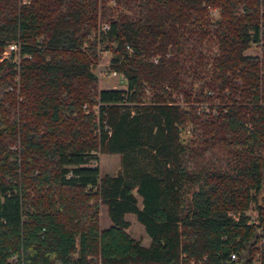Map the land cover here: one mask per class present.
<instances>
[{"label":"trees","instance_id":"obj_1","mask_svg":"<svg viewBox=\"0 0 264 264\" xmlns=\"http://www.w3.org/2000/svg\"><path fill=\"white\" fill-rule=\"evenodd\" d=\"M108 2L0 0V264H264V0Z\"/></svg>","mask_w":264,"mask_h":264},{"label":"rangeland","instance_id":"obj_2","mask_svg":"<svg viewBox=\"0 0 264 264\" xmlns=\"http://www.w3.org/2000/svg\"><path fill=\"white\" fill-rule=\"evenodd\" d=\"M111 6L115 5L114 0H109L108 2ZM214 18L217 17V13L214 12L212 15ZM7 53V52H6ZM98 59L91 66L92 71L96 74L98 78L97 89L99 88H124V84L121 83L116 75H112L110 71L113 69L110 65V58L112 52L109 48L106 47V41L102 42L100 45V50L97 51ZM246 54H259L260 47L255 44H251L248 49L245 50ZM149 95V92L146 91ZM98 166L101 173L112 174L116 172L119 168V155L118 154H100ZM264 196V182L263 187L259 193V197ZM247 213L251 217L256 216V205L251 204ZM125 218L130 222L127 232L136 239H140L141 243L147 246L150 243V237L146 234L143 225L136 219L134 213H127ZM111 224V221L107 215L106 209L104 206L101 208V226L107 227ZM11 264V263H10Z\"/></svg>","mask_w":264,"mask_h":264},{"label":"built area","instance_id":"obj_3","mask_svg":"<svg viewBox=\"0 0 264 264\" xmlns=\"http://www.w3.org/2000/svg\"><path fill=\"white\" fill-rule=\"evenodd\" d=\"M101 27H102L103 30H105V29L108 28V25H107L106 23H103V24H101ZM10 48H13V49L17 50V46H16L15 44H11V45H10ZM4 54H6V51H4ZM4 56H5V55H4ZM110 73H111L112 75H116L117 78H118V80H119L121 83L124 84V88H126L125 76H124L123 73H120V72H118V71H116V70H114V69H112V70L110 71ZM83 107H84L85 109H87L86 104H84ZM93 108L97 109V105H93ZM261 241L264 242V237L261 238ZM231 258L235 259L236 256H235L234 254H231ZM188 264H203V262H202V260H199V261H197V262L191 260Z\"/></svg>","mask_w":264,"mask_h":264},{"label":"crops","instance_id":"obj_4","mask_svg":"<svg viewBox=\"0 0 264 264\" xmlns=\"http://www.w3.org/2000/svg\"><path fill=\"white\" fill-rule=\"evenodd\" d=\"M116 88V87H115ZM116 172L112 173V174H115Z\"/></svg>","mask_w":264,"mask_h":264}]
</instances>
